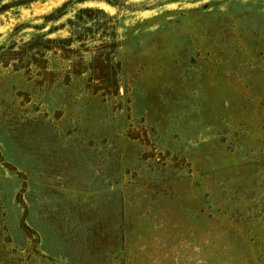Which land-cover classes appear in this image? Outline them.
Wrapping results in <instances>:
<instances>
[{
	"label": "rangeland",
	"instance_id": "374dc122",
	"mask_svg": "<svg viewBox=\"0 0 264 264\" xmlns=\"http://www.w3.org/2000/svg\"><path fill=\"white\" fill-rule=\"evenodd\" d=\"M65 1L0 0V264H264V0Z\"/></svg>",
	"mask_w": 264,
	"mask_h": 264
},
{
	"label": "trees",
	"instance_id": "16d2710c",
	"mask_svg": "<svg viewBox=\"0 0 264 264\" xmlns=\"http://www.w3.org/2000/svg\"><path fill=\"white\" fill-rule=\"evenodd\" d=\"M70 0L65 1L61 6L57 7L53 12L45 15V18H54L60 16L65 11V6ZM79 1V0H78ZM110 1V0H108ZM91 10L89 7H84L80 9V12H86Z\"/></svg>",
	"mask_w": 264,
	"mask_h": 264
}]
</instances>
